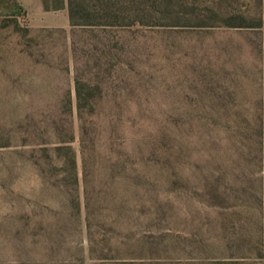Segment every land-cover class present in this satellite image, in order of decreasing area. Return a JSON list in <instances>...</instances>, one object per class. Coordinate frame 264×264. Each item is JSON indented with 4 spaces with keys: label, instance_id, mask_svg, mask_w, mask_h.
Returning <instances> with one entry per match:
<instances>
[{
    "label": "rangeland",
    "instance_id": "374dc122",
    "mask_svg": "<svg viewBox=\"0 0 264 264\" xmlns=\"http://www.w3.org/2000/svg\"><path fill=\"white\" fill-rule=\"evenodd\" d=\"M75 9L0 0V264H264V0Z\"/></svg>",
    "mask_w": 264,
    "mask_h": 264
},
{
    "label": "trees",
    "instance_id": "16d2710c",
    "mask_svg": "<svg viewBox=\"0 0 264 264\" xmlns=\"http://www.w3.org/2000/svg\"><path fill=\"white\" fill-rule=\"evenodd\" d=\"M43 6L47 9L49 8H58L63 7L65 5L68 6L70 19L72 24H80V23H92L93 19H90L87 15H82L83 19H77L76 17V9H75V0H42ZM95 21H98L95 19ZM77 94L80 97L81 91L77 88ZM56 149H66L68 152L72 151V148L69 144H57ZM71 154V153H70Z\"/></svg>",
    "mask_w": 264,
    "mask_h": 264
},
{
    "label": "crops",
    "instance_id": "0c3cea01",
    "mask_svg": "<svg viewBox=\"0 0 264 264\" xmlns=\"http://www.w3.org/2000/svg\"><path fill=\"white\" fill-rule=\"evenodd\" d=\"M40 3H41V0H40Z\"/></svg>",
    "mask_w": 264,
    "mask_h": 264
}]
</instances>
